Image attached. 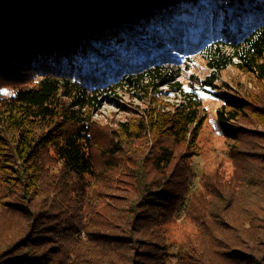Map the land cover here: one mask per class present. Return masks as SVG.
I'll return each mask as SVG.
<instances>
[{"label":"trees","instance_id":"obj_1","mask_svg":"<svg viewBox=\"0 0 264 264\" xmlns=\"http://www.w3.org/2000/svg\"><path fill=\"white\" fill-rule=\"evenodd\" d=\"M229 67L262 94L220 85ZM196 86L229 159L198 182ZM119 94L137 113L98 136ZM259 157L264 0H0V264H264Z\"/></svg>","mask_w":264,"mask_h":264},{"label":"rangeland","instance_id":"obj_2","mask_svg":"<svg viewBox=\"0 0 264 264\" xmlns=\"http://www.w3.org/2000/svg\"><path fill=\"white\" fill-rule=\"evenodd\" d=\"M228 5L225 7V11H226V14H228V16H231L232 10L235 7V3L231 2ZM230 25H231V22H228L227 27L229 26L228 28H230L231 27ZM189 73H191L195 77L203 78V75L206 73V71L204 69L203 64L199 60H196L194 63L191 64V69ZM219 79H220L219 81L220 85H227L229 88H232L235 90L241 87L242 89L247 90L251 92L252 94L261 95L263 92L262 85L259 84L253 76L243 75L239 73L238 71H236L235 69L230 68V67L220 73ZM185 81L183 83L184 89L188 90L189 87L187 85V81L186 82ZM195 88L198 89L199 95L201 96L202 101H203V106L206 109L207 114H208V120L206 122L205 128L202 133V138H201L202 150L204 151L203 156L200 155L199 157H196L193 160L195 167H196L195 168L196 180L198 182L199 179L201 178L202 171L203 172L204 170L207 171L208 167H205V163L207 161L209 162V160L207 161L205 160L206 158H208L207 155L213 154L212 152H210V150H215L216 153H218L219 157L224 158L225 162H227L229 159H228V156L224 154V152L226 151L225 143H224L225 141L219 135L217 129L215 128V123H214L215 111L218 108L220 102L209 95V93L207 92L209 91L208 88H205V90H199L197 86ZM164 90L166 89L164 88ZM3 93L5 95H10L12 92L6 89L4 90ZM175 97H176L175 93H168L165 96V101H169L170 103H172L175 101L174 100ZM115 103L116 104H105L100 109V111L97 112L93 116V121L95 122V128L97 131L96 134L98 136L104 130L115 128L117 127L118 123L128 121L129 117L133 115L131 114L130 116H127V114L123 112L122 108L125 107V108L130 109L132 113H137L136 106L139 105V102L137 99L131 98L130 95L119 94V96L115 100ZM256 131L258 132L262 130L257 129ZM255 160L257 161L256 162L257 164L254 167L256 169H258V167H263L264 169V157L263 158L259 157L258 159H252V160L250 159L249 161L252 163V162H255ZM178 220H180V216H178ZM179 229L180 227L178 228V230Z\"/></svg>","mask_w":264,"mask_h":264}]
</instances>
